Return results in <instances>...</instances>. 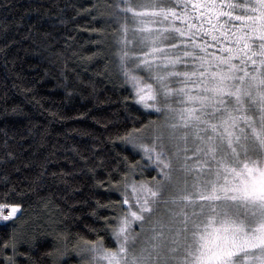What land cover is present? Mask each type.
Here are the masks:
<instances>
[{
  "label": "snow or ice",
  "instance_id": "6c2138e0",
  "mask_svg": "<svg viewBox=\"0 0 264 264\" xmlns=\"http://www.w3.org/2000/svg\"><path fill=\"white\" fill-rule=\"evenodd\" d=\"M106 14L129 99L157 120L118 137L133 159L97 181L120 195L119 213L100 216L109 205L94 201L96 239L57 233L44 264H264V0H109ZM21 212L0 202L14 225L0 241L5 264H35L40 237L19 231Z\"/></svg>",
  "mask_w": 264,
  "mask_h": 264
},
{
  "label": "trees",
  "instance_id": "16d2710c",
  "mask_svg": "<svg viewBox=\"0 0 264 264\" xmlns=\"http://www.w3.org/2000/svg\"><path fill=\"white\" fill-rule=\"evenodd\" d=\"M6 2L10 7L0 6V48L19 44H11L6 59L0 53V202L22 205L19 231L40 237L31 256L44 264L57 233L73 242L76 234L96 239L89 229L105 225L91 214L94 201L109 205L96 209L100 216L119 213L120 195L97 181L115 176L125 157L133 159L118 137L149 124L154 115L132 103L121 82L106 14L109 0ZM25 89L32 90L28 99ZM33 95L42 107L29 103ZM13 106L22 114H11ZM134 158L145 163L139 155ZM44 166L48 172L42 176ZM148 169L146 178L156 175ZM51 172L66 178L54 179ZM13 226L0 221V241ZM100 235L112 246L107 231ZM20 251L29 249L21 245ZM16 259L25 264L27 256ZM0 264H5L3 254Z\"/></svg>",
  "mask_w": 264,
  "mask_h": 264
},
{
  "label": "rangeland",
  "instance_id": "374dc122",
  "mask_svg": "<svg viewBox=\"0 0 264 264\" xmlns=\"http://www.w3.org/2000/svg\"><path fill=\"white\" fill-rule=\"evenodd\" d=\"M157 120V117L154 115V117L152 118V120L151 121H156ZM148 125V124H147ZM142 135H145V136H147V135H149V133L145 130L144 132H142ZM148 170H150V169H148ZM146 175V174H145ZM147 176V175H146ZM149 178V177H148Z\"/></svg>",
  "mask_w": 264,
  "mask_h": 264
}]
</instances>
